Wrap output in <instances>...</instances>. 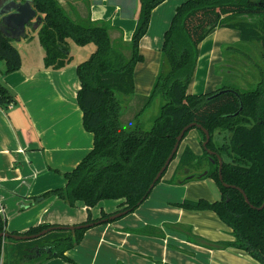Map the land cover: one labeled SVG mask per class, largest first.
Segmentation results:
<instances>
[{"label": "trees", "instance_id": "obj_1", "mask_svg": "<svg viewBox=\"0 0 264 264\" xmlns=\"http://www.w3.org/2000/svg\"><path fill=\"white\" fill-rule=\"evenodd\" d=\"M163 1L141 0L136 28L131 40L126 42L111 37L112 25L108 21L92 20L89 14L73 18L59 0H30L39 17L37 35L45 52L44 67L65 68L71 59L70 41L79 46L88 43L96 46L76 67L80 80L77 102L83 113V126L93 134V147L72 170L64 173L67 180L64 187L49 190L42 197L56 195L70 207L83 202L87 207V219L83 223L103 219H107L103 223L111 222L108 218L112 214L131 213L149 196L154 187L151 184L181 130L190 123H199L209 131L207 147L216 154L210 155L203 148L202 155H197L186 146L174 175L188 170L181 182L211 177L219 187L221 198L184 199L173 205L214 211L235 237L233 241L216 244L245 250L264 264V0L181 2L164 33L157 77L149 95L140 97L144 104L137 115L157 96L164 98L165 103L149 129L138 125L126 130L121 120L122 96L130 101L135 95L134 68L143 60L139 42L149 27L152 9ZM215 27L236 29L240 41L248 43L243 46L244 51L238 50L258 66L260 77L255 87L229 83L211 92H187L198 58V45ZM253 47L260 53L259 62L253 58ZM0 60L6 64V73L21 66L18 48L1 29ZM15 102V97L0 84V107L7 109ZM193 128L202 136V144L204 132ZM193 128L185 132L183 139ZM217 135L221 136L220 142L215 140ZM217 155L223 162V182L229 186L219 179ZM105 199L123 201L117 211H102L100 217L92 218L90 209ZM50 226L54 225L39 224L22 234H36ZM86 229L52 230L27 240L1 238L0 264H19L29 257L34 259L24 264H37L54 256L65 258V251L79 243ZM0 232L20 234L8 231L2 219ZM6 244L12 246L8 249ZM4 253L8 262L1 260Z\"/></svg>", "mask_w": 264, "mask_h": 264}, {"label": "crops", "instance_id": "obj_2", "mask_svg": "<svg viewBox=\"0 0 264 264\" xmlns=\"http://www.w3.org/2000/svg\"><path fill=\"white\" fill-rule=\"evenodd\" d=\"M59 1L73 18L89 14L92 20L110 22L111 37L126 42L132 38L141 8V0ZM183 1L164 0L152 9L149 27L139 42L143 60L134 68L136 94L150 93L160 67L164 33ZM29 28L37 34L36 19ZM32 33L28 34L26 27V51L18 49V70L6 73V64L0 60V84L16 99L7 109L0 107V219L8 231L20 234L39 224L75 225L86 221L87 207L83 202L70 207L56 195H42L64 187V173L93 147V134L84 128L77 102L79 61L73 59V48L70 45L71 59L65 68H46L44 48L39 38L30 42ZM239 42L238 30L213 28L198 45L187 92L200 94L220 87L223 76L216 73L217 65L235 73L234 65L224 63L222 47ZM87 45L90 43L81 47ZM186 146L202 155L198 130H190L181 141L162 179L133 212L87 228L79 243L65 251V258L54 256L37 264H261L245 250L216 244L235 237L214 211L173 205L184 199L221 198L211 177L181 182L184 177L174 175ZM122 201L101 200L90 209L92 218L100 217L102 211H117ZM6 245L8 249L12 246ZM2 260L8 262L6 253Z\"/></svg>", "mask_w": 264, "mask_h": 264}, {"label": "rangeland", "instance_id": "obj_3", "mask_svg": "<svg viewBox=\"0 0 264 264\" xmlns=\"http://www.w3.org/2000/svg\"><path fill=\"white\" fill-rule=\"evenodd\" d=\"M29 27L30 25L27 26L28 34L34 31L33 28H29ZM31 37H33V39H31L30 42H33L34 39H38V35L36 33H32ZM11 40H12V43L18 49L21 50V52L25 53L26 41H24L25 39L23 36L20 39L11 38ZM245 44H248V43L240 41L239 43L223 45L222 52L224 55V63L234 65L233 69L235 73H230L227 70H221V69H226L227 67H225L224 65L223 66L217 65L215 70L217 74L219 73L220 75L223 76L222 84L237 83L239 86L243 88H253L256 86L258 79L260 77L259 72H258V66L255 65L254 62L249 60L245 54L239 51V50L245 49L243 48ZM70 45L73 48V52H74L73 59L79 61V63L85 60L86 58H88L89 55L94 51L96 47L94 43H90V45H87L88 47H81L77 45L76 43H74L73 41H70ZM231 46H236L237 49L236 48L230 49L229 47ZM252 54H253L254 60H256V62H259L260 53L254 47H253ZM147 95H142V94L139 95L135 93L134 97L130 101L127 97L122 96V99H124V102L122 104L123 112H122L121 120L124 121L123 124L126 130H132L136 128L138 125L142 127L143 129H149L152 126L153 120L158 115L161 105L165 103V99L162 98L161 96H157L152 101V103L146 107V109L143 112L137 115V112L140 111V109L142 108L144 104L140 97L147 96ZM191 130H197V129L193 128ZM220 139H221L220 135L215 136V140L217 142H220ZM185 175H186L185 172L181 171V173L177 174L176 177H180V176L184 177ZM209 200L212 201L213 199H209Z\"/></svg>", "mask_w": 264, "mask_h": 264}, {"label": "water", "instance_id": "obj_4", "mask_svg": "<svg viewBox=\"0 0 264 264\" xmlns=\"http://www.w3.org/2000/svg\"><path fill=\"white\" fill-rule=\"evenodd\" d=\"M36 19V21L39 19L37 16L36 10L33 8L30 0H4L1 5H0V29L3 31L4 34H6L10 38H17L20 39L22 36L25 35L26 33V27L28 25H31L32 20ZM199 128L201 129L204 134H205V140L202 143L203 148L210 154H216L213 151H211L208 147L207 144L210 140V133L207 129H205L201 124L199 123H190L186 125L180 132V134L177 136V140L174 144V147L172 148V151L170 155L168 156L167 160L165 161V164L162 166L160 171L157 173L153 183L151 184V188L154 186L157 180H159L162 177V174L166 171L167 167L169 166L170 162L172 161L174 155L178 152L180 143L184 137V134L186 131H188L190 128ZM218 160H219V179L220 181L223 182V178L221 175V167H222V158L217 155ZM188 171V170H186ZM225 186H229L228 184H225ZM239 189V188H238ZM242 193L243 196L248 202L247 196L245 193L239 189ZM249 203V202H248ZM264 206V203L263 205ZM261 206V207H262ZM260 207V208H261ZM127 211H122V212H117L115 214H112L109 216L108 219L110 220H115L123 215H125ZM107 219L103 220H97L94 222H89V223H83V224H75V225H54L50 226L44 230H42L39 233L36 234H12L9 232H0V239L4 237H12L17 240H27V239H34L37 238L41 235L46 234L49 231L52 230H75V229H80V228H89L93 225L103 223Z\"/></svg>", "mask_w": 264, "mask_h": 264}]
</instances>
